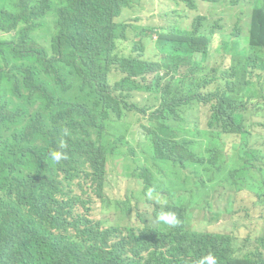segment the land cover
Segmentation results:
<instances>
[{
  "label": "trees",
  "instance_id": "1",
  "mask_svg": "<svg viewBox=\"0 0 264 264\" xmlns=\"http://www.w3.org/2000/svg\"><path fill=\"white\" fill-rule=\"evenodd\" d=\"M250 1L247 39L222 41L228 65L217 66L222 24L208 16L161 28L154 62L117 23L141 0H0L11 37L0 38V264H196L208 253L264 264V0ZM53 150L67 159L53 163ZM129 156L135 187L120 203L105 190L111 164ZM243 193L254 230L241 221ZM135 202L140 214L122 209ZM98 207L108 217L95 221ZM160 211L179 226L157 224ZM228 219L235 234L200 231Z\"/></svg>",
  "mask_w": 264,
  "mask_h": 264
},
{
  "label": "rangeland",
  "instance_id": "2",
  "mask_svg": "<svg viewBox=\"0 0 264 264\" xmlns=\"http://www.w3.org/2000/svg\"><path fill=\"white\" fill-rule=\"evenodd\" d=\"M234 1H238L233 3ZM39 0V4H40ZM40 9H35L33 21L30 25L35 26L40 21L38 20ZM197 15L209 16L212 20L221 21L222 32L216 39L214 45V53L211 58L213 64L217 66L228 63L225 60V56L218 54V50L222 41H231V39L244 40L248 35L249 24L252 16V4L250 0H222L216 4L204 3L198 1V7L196 10H191L185 6V4H176L170 0H141V3L137 4L135 8L124 11L118 23H124L129 26L130 40L132 42L143 41L147 45V57L158 61L156 58L157 52L155 50V44L157 41V32L161 28L168 27L172 24L180 26L182 28H189L193 18ZM239 29L238 38L233 36V32ZM144 33L142 36H138ZM232 35V38L229 37ZM0 37H5L0 35ZM137 101L140 102L142 107H151L153 105L152 99L148 95L138 94ZM209 109L203 108L200 112L202 123L206 122V117ZM140 116L136 114L131 115L132 131L135 133V138L141 140V129L139 126ZM144 123V122H143ZM133 157L129 156L125 159V163L117 161L110 166V176L107 182L105 194L108 198L118 200L120 203L125 201V195L128 192V184L134 186L131 178V170L135 167ZM169 181V178H166ZM135 187V186H134ZM240 206L245 208L242 214L241 221L245 222L246 226L255 229L258 218V213L249 212L253 205V199L248 194H242L238 198ZM132 206L131 203H127L122 209L132 211L135 214H140L141 211L137 207ZM248 212V213H247ZM91 217L95 221H100L108 216L103 213V210L99 207L91 213ZM238 227V221L236 219H228L224 223L215 226L200 229L208 233L215 234H235ZM247 233L241 231L240 236L246 237Z\"/></svg>",
  "mask_w": 264,
  "mask_h": 264
},
{
  "label": "clouds",
  "instance_id": "3",
  "mask_svg": "<svg viewBox=\"0 0 264 264\" xmlns=\"http://www.w3.org/2000/svg\"><path fill=\"white\" fill-rule=\"evenodd\" d=\"M251 2V1H250ZM219 3V2H218ZM137 3H135L136 5ZM210 4H216V3H210ZM252 4V3H251ZM126 10H129L128 9H125L124 11ZM123 11V13H124ZM123 13L121 14V16L123 15ZM252 14H253V4H252ZM120 16V18H121ZM199 16V15H197ZM202 16H206V15H202ZM196 17V16H195ZM194 17V18H195ZM209 17V16H208ZM119 18V19H120ZM193 18V19H194ZM210 18V17H209ZM252 18V16H251ZM117 19V23H118V20ZM211 19V18H210ZM193 22V21H192ZM118 24H121V23H118ZM251 24V22H250ZM250 24H249V28H250ZM223 29V27H222ZM239 29L235 30V32L233 33H237V38L239 36ZM222 32V31H221ZM221 32L218 34V36L221 34ZM232 33V34H233ZM2 35V34H0ZM248 35H249V30H248ZM247 35V37H248ZM2 36H5V37H0V38H4V39H7L9 40L11 37L10 36H7V35H2ZM218 36L216 37V39L218 38ZM158 37V35H157ZM232 35L229 37L231 39ZM247 37L244 39V40H241V41H245L247 39ZM231 40H234V39H231ZM236 40H240V39H236ZM157 41H158V38H157ZM156 41V43H157ZM143 42V41H142ZM146 45V44H145ZM156 45V44H155ZM146 48H147V45H146ZM156 50V48H155ZM157 52V51H156ZM146 55H147V52H146ZM157 56H158V53H157ZM156 56V58L158 59L159 61V58ZM148 58V57H147ZM149 59V58H148ZM150 60H153V59H150ZM154 61V60H153ZM158 61H154V62H158ZM138 95V94H137ZM145 95V94H144ZM203 109V108H202ZM206 109V108H205ZM209 109V108H207ZM210 110V109H209ZM209 113V111H208ZM66 148V144L63 140L60 141L59 143V149H64ZM49 157L51 159V161L55 164H58L60 163L61 161L67 159V153L64 152V151H61V150H53V151H50L49 152ZM154 194H155V189L154 188H148L147 191H146V196L148 199H153L154 197ZM243 194H247V193H243ZM242 195V194H241ZM249 195V194H248ZM250 196V195H249ZM251 197V196H250ZM156 223L157 224H162V225H165L167 228L169 229H176L179 224H180V220L177 216V214L174 212V211H160L156 217ZM222 224V223H221ZM220 225V224H219ZM196 264H218V260H217V257L212 254V253H208L206 255H203L201 258L198 259V261L196 262Z\"/></svg>",
  "mask_w": 264,
  "mask_h": 264
}]
</instances>
